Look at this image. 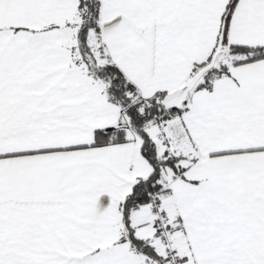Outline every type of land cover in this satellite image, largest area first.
<instances>
[{
  "label": "snow or ice",
  "instance_id": "1",
  "mask_svg": "<svg viewBox=\"0 0 264 264\" xmlns=\"http://www.w3.org/2000/svg\"><path fill=\"white\" fill-rule=\"evenodd\" d=\"M0 264H264V0H0Z\"/></svg>",
  "mask_w": 264,
  "mask_h": 264
}]
</instances>
